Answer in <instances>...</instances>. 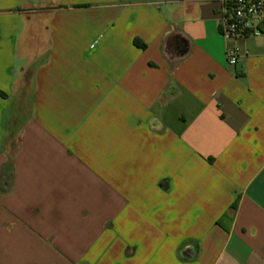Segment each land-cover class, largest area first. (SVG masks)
<instances>
[{"label":"crops","instance_id":"crops-1","mask_svg":"<svg viewBox=\"0 0 264 264\" xmlns=\"http://www.w3.org/2000/svg\"><path fill=\"white\" fill-rule=\"evenodd\" d=\"M222 15L0 0V264H264V39Z\"/></svg>","mask_w":264,"mask_h":264},{"label":"built area","instance_id":"built-area-1","mask_svg":"<svg viewBox=\"0 0 264 264\" xmlns=\"http://www.w3.org/2000/svg\"><path fill=\"white\" fill-rule=\"evenodd\" d=\"M221 34L227 40L256 37L264 39V0H223ZM232 65L245 55L240 45L227 49Z\"/></svg>","mask_w":264,"mask_h":264},{"label":"trees","instance_id":"trees-1","mask_svg":"<svg viewBox=\"0 0 264 264\" xmlns=\"http://www.w3.org/2000/svg\"><path fill=\"white\" fill-rule=\"evenodd\" d=\"M135 44L141 48H145L146 47V44L144 42H142V40H139V39H136L135 41Z\"/></svg>","mask_w":264,"mask_h":264}]
</instances>
